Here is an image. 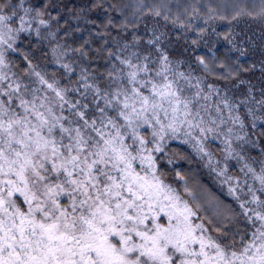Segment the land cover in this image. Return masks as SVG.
I'll return each mask as SVG.
<instances>
[{
	"label": "snow or ice",
	"instance_id": "snow-or-ice-1",
	"mask_svg": "<svg viewBox=\"0 0 264 264\" xmlns=\"http://www.w3.org/2000/svg\"><path fill=\"white\" fill-rule=\"evenodd\" d=\"M0 264H264V0H0Z\"/></svg>",
	"mask_w": 264,
	"mask_h": 264
},
{
	"label": "trees",
	"instance_id": "trees-1",
	"mask_svg": "<svg viewBox=\"0 0 264 264\" xmlns=\"http://www.w3.org/2000/svg\"><path fill=\"white\" fill-rule=\"evenodd\" d=\"M225 27L226 26L222 24L220 26V30H224ZM225 51L226 49L224 47H220L221 54L225 53ZM170 147L173 152L179 153L181 157L190 158L180 159L176 165L178 170H182L187 173L193 183L201 185L204 189L211 192H215L226 202L229 201V198L224 194L223 190L214 179L213 174L195 157L189 146L174 142Z\"/></svg>",
	"mask_w": 264,
	"mask_h": 264
}]
</instances>
